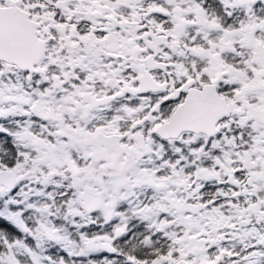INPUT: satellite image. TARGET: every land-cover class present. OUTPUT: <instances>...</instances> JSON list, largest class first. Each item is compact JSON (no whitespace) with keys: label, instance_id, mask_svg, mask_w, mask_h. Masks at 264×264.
Returning a JSON list of instances; mask_svg holds the SVG:
<instances>
[{"label":"snow or ice","instance_id":"1","mask_svg":"<svg viewBox=\"0 0 264 264\" xmlns=\"http://www.w3.org/2000/svg\"><path fill=\"white\" fill-rule=\"evenodd\" d=\"M0 264H264V0H0Z\"/></svg>","mask_w":264,"mask_h":264}]
</instances>
